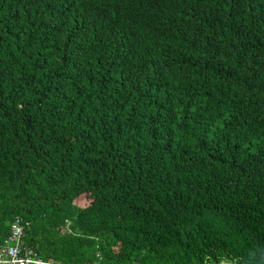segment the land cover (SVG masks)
Returning <instances> with one entry per match:
<instances>
[{
	"label": "trees",
	"instance_id": "obj_1",
	"mask_svg": "<svg viewBox=\"0 0 264 264\" xmlns=\"http://www.w3.org/2000/svg\"><path fill=\"white\" fill-rule=\"evenodd\" d=\"M57 264H264V0H0V241Z\"/></svg>",
	"mask_w": 264,
	"mask_h": 264
},
{
	"label": "built area",
	"instance_id": "obj_2",
	"mask_svg": "<svg viewBox=\"0 0 264 264\" xmlns=\"http://www.w3.org/2000/svg\"><path fill=\"white\" fill-rule=\"evenodd\" d=\"M23 231L22 221L16 218L10 225L8 237L0 241V264H57L45 261L34 250L26 248L22 243Z\"/></svg>",
	"mask_w": 264,
	"mask_h": 264
},
{
	"label": "rangeland",
	"instance_id": "obj_3",
	"mask_svg": "<svg viewBox=\"0 0 264 264\" xmlns=\"http://www.w3.org/2000/svg\"><path fill=\"white\" fill-rule=\"evenodd\" d=\"M24 232V231H23Z\"/></svg>",
	"mask_w": 264,
	"mask_h": 264
}]
</instances>
